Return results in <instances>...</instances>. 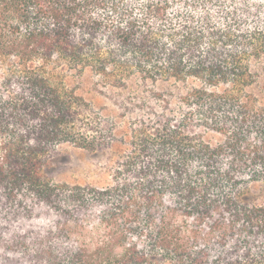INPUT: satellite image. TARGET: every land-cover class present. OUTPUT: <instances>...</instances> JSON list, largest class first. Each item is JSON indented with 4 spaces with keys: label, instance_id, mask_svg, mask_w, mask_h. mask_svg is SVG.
<instances>
[{
    "label": "trees",
    "instance_id": "16d2710c",
    "mask_svg": "<svg viewBox=\"0 0 264 264\" xmlns=\"http://www.w3.org/2000/svg\"><path fill=\"white\" fill-rule=\"evenodd\" d=\"M0 264H264V0H0Z\"/></svg>",
    "mask_w": 264,
    "mask_h": 264
},
{
    "label": "rangeland",
    "instance_id": "374dc122",
    "mask_svg": "<svg viewBox=\"0 0 264 264\" xmlns=\"http://www.w3.org/2000/svg\"><path fill=\"white\" fill-rule=\"evenodd\" d=\"M77 82H74L79 87L77 94L96 106L101 105L102 100L92 92V80L88 75ZM107 166L106 156L101 153H89L66 146L60 148L50 160L45 173L49 179L58 183L102 186L109 180Z\"/></svg>",
    "mask_w": 264,
    "mask_h": 264
}]
</instances>
